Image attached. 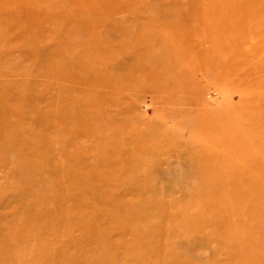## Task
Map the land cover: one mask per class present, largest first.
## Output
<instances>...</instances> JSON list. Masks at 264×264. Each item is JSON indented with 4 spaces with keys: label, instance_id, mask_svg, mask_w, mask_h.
<instances>
[{
    "label": "rangeland",
    "instance_id": "obj_1",
    "mask_svg": "<svg viewBox=\"0 0 264 264\" xmlns=\"http://www.w3.org/2000/svg\"><path fill=\"white\" fill-rule=\"evenodd\" d=\"M0 264H264V0H0Z\"/></svg>",
    "mask_w": 264,
    "mask_h": 264
}]
</instances>
